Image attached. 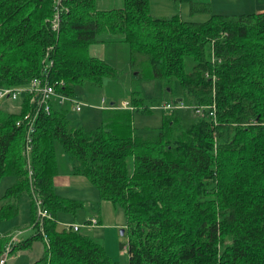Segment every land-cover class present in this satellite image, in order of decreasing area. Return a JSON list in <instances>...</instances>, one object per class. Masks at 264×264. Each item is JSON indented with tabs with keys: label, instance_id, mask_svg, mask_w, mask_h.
<instances>
[{
	"label": "trees",
	"instance_id": "obj_1",
	"mask_svg": "<svg viewBox=\"0 0 264 264\" xmlns=\"http://www.w3.org/2000/svg\"><path fill=\"white\" fill-rule=\"evenodd\" d=\"M96 1L0 0V90L40 78L72 98L79 85L102 86L116 70L89 48L109 35L128 43L133 61L148 63L152 77L168 86L175 81L183 94L172 104L186 108L163 109L162 126L142 133L133 112H150L151 105L134 97L131 109H105L104 124L85 131L71 126L67 103L54 100L50 114L35 122L28 158V123L17 122L38 104L26 94L19 114L0 111V182L17 179L5 192L0 220L16 215L28 193L35 210L38 198L53 216L41 225L33 215V239L45 242L40 227L49 239L33 264H118L99 239L58 229L59 212L84 206L55 191L60 144L76 159L74 174L123 207L129 264H264V12L214 14L209 1L172 0L208 16L195 22L179 14L156 18L149 0H124L110 10ZM10 238H0V257Z\"/></svg>",
	"mask_w": 264,
	"mask_h": 264
},
{
	"label": "rangeland",
	"instance_id": "obj_2",
	"mask_svg": "<svg viewBox=\"0 0 264 264\" xmlns=\"http://www.w3.org/2000/svg\"><path fill=\"white\" fill-rule=\"evenodd\" d=\"M151 15L156 18H170L174 15H181L185 20L203 22L208 19L207 15H191L189 6L176 5L172 0H149ZM210 1V0H205ZM220 4V0L218 1ZM124 0H97L96 7L99 10H110L121 8ZM216 5V4H215ZM224 9V8H223ZM231 8L219 10L214 7L215 14H228ZM253 13V12H251ZM232 15V14H231ZM100 39L105 42L92 44L89 48V55L95 56L110 64L115 70L114 78H106L102 86L79 85L76 87V94L71 98L74 102L83 105L82 110H73V105L68 102L64 107L68 110V118L71 126L83 128L85 131L95 130L104 124V118L110 108H118L124 102L132 104L134 97H141L147 104L151 105L150 112H143L135 109L133 112L134 125L140 132L157 129L163 124V106L182 96L180 88L175 81L170 86L165 80L156 79L151 76L148 63H144L141 58L133 61V54L128 43L111 41L110 36L101 35ZM188 64L192 63L190 58ZM29 84L19 86L21 92L18 99L5 98L0 101V111L4 113L19 114L22 103L26 96L25 90L29 89ZM172 89V91H171ZM105 100V103L103 102ZM113 104V105H112ZM179 114L187 121L193 119L190 111L181 110ZM59 168L62 171L67 163L68 171L72 176L70 185L56 187L58 195L82 201L84 206L75 213L59 212L57 214L58 229H67L72 225H84L92 217L101 220V227L83 228L82 233L100 238L108 256L118 264H129V254L127 252L130 229L125 211L121 205H115L111 201L100 197L98 189L91 184L87 178L81 175H74L73 169L77 164L76 159L69 158L60 144L56 148ZM16 177L6 175L0 182V207L4 204V195L8 188L16 183ZM36 210L32 205V198L28 193H24L18 200V212L16 215L0 220V238L6 236L16 237L15 246L27 242L26 248H17L9 255L6 264H33L42 258L46 252V243L40 239H33L37 232L33 223V215ZM101 234H98L100 233ZM123 232V233H122Z\"/></svg>",
	"mask_w": 264,
	"mask_h": 264
},
{
	"label": "built area",
	"instance_id": "obj_3",
	"mask_svg": "<svg viewBox=\"0 0 264 264\" xmlns=\"http://www.w3.org/2000/svg\"><path fill=\"white\" fill-rule=\"evenodd\" d=\"M59 20H60V15L57 14L55 16V19H54V25H53L54 29L58 28ZM29 86H30V88L25 90L24 92L26 94H31L34 97V100L37 99L38 106L34 111L26 113L24 115V117L17 122V126H21L23 123H28L29 130H28L27 138H26V142H27L26 143V155L28 156V158H29L30 152L32 150L31 134L34 131L35 122H36V120H37V118L41 112H45L47 114H50L51 108H52V103L54 100H58L61 104L70 102L73 105V110H75L77 112L81 111L82 107H83V105L81 103L74 102L71 98H69L65 95L57 94L54 86L50 85L44 79L35 78V79L31 80V82L29 83ZM16 88L17 87H15V88L10 87V88L1 89L0 90V101L2 99H5V98H12L14 100L18 99L21 91L19 89H16ZM103 102L105 103V100H103ZM184 107L185 106H183V105L175 106L171 103H168L167 105L163 106V109L174 110V109H181ZM105 109H110V107L106 106ZM112 109H115V108H112ZM117 109H123V110L124 109H131V106L128 102H124V104L119 106ZM191 110L194 112V114L197 117H205L204 108L194 107V108H191ZM208 110L210 111L209 114L215 118V106L210 107V109H208ZM29 163H30V161H28V165H30ZM35 206H36V216H37V219L41 222V225L43 224V221L45 219H52L53 218L52 214L47 209L44 208L42 200L35 198ZM98 224H99L98 219L92 218L82 226L75 224V225L70 226L69 228L75 232H79L83 228L96 227ZM40 230L43 234V238H44L46 244L49 245V239H48L45 231L43 230L42 227H40ZM15 242H16V237L15 236L11 237L8 245L6 246L3 254L0 257V264H6L9 255L12 253V250L15 247Z\"/></svg>",
	"mask_w": 264,
	"mask_h": 264
},
{
	"label": "crops",
	"instance_id": "obj_4",
	"mask_svg": "<svg viewBox=\"0 0 264 264\" xmlns=\"http://www.w3.org/2000/svg\"><path fill=\"white\" fill-rule=\"evenodd\" d=\"M219 0H210L209 2L212 5V11L214 12V7L219 8V10H223L220 12H224L225 8L226 10H228V8L230 9V12L228 14H223V15H240V14H251V12L253 13H262L264 12V0H220V4L218 2ZM216 4V5H215ZM224 8V9H223ZM215 14V13H214ZM219 14V13H218ZM113 105V104H112ZM67 163L64 166V169H67L65 171H68V165ZM62 169V167H61ZM59 168V173L58 175H56V177L54 178V187H60V186H68L70 185V182L72 180V174L70 175L69 173L63 171L61 172V170ZM74 174V172H73ZM76 175V174H74ZM92 218H97L98 220H101L98 217H92ZM91 218V219H92ZM100 222V221H99ZM102 224L101 222L96 226V227H87V228H97V227H101ZM98 234H101L98 233ZM100 239V238H98Z\"/></svg>",
	"mask_w": 264,
	"mask_h": 264
},
{
	"label": "water",
	"instance_id": "obj_5",
	"mask_svg": "<svg viewBox=\"0 0 264 264\" xmlns=\"http://www.w3.org/2000/svg\"><path fill=\"white\" fill-rule=\"evenodd\" d=\"M178 102H181V99H179ZM122 233H123V232H122Z\"/></svg>",
	"mask_w": 264,
	"mask_h": 264
}]
</instances>
